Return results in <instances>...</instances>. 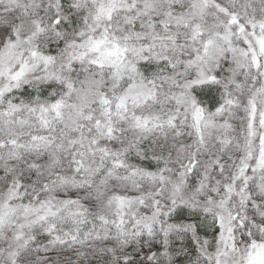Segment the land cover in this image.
<instances>
[{
  "label": "snow or ice",
  "instance_id": "snow-or-ice-1",
  "mask_svg": "<svg viewBox=\"0 0 264 264\" xmlns=\"http://www.w3.org/2000/svg\"><path fill=\"white\" fill-rule=\"evenodd\" d=\"M0 264H264V0H0Z\"/></svg>",
  "mask_w": 264,
  "mask_h": 264
}]
</instances>
